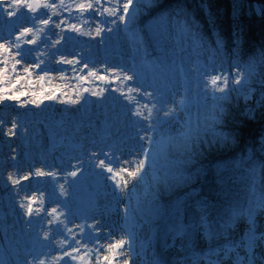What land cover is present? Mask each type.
<instances>
[{"label":"rangeland","instance_id":"rangeland-1","mask_svg":"<svg viewBox=\"0 0 264 264\" xmlns=\"http://www.w3.org/2000/svg\"><path fill=\"white\" fill-rule=\"evenodd\" d=\"M42 1L45 4L37 1L35 12L24 9V19L14 28L5 21L14 22L15 17L5 14L0 19V44L4 45L0 47V97H14L0 100V105L9 104L23 113L15 119L8 117L10 124L6 127L12 136L10 142L4 140L10 144V152L0 162V262L23 264L35 256L45 264L58 263L46 253L53 246H60L52 240L59 232L79 240L76 246L88 250L81 241L83 232L73 229L84 224L83 218L80 223L74 222L78 206L73 203L74 211L64 213L63 208H49L51 203L44 199L54 197L52 201L57 204L59 197L66 198V181L85 185L91 182L89 189L97 196V203H102L100 197L106 192L110 202L116 204V209L107 213L108 219L102 214L98 223L106 225L109 218L117 216L119 233L113 237V245L121 239L127 241L123 247H114V264H207L204 257L239 243L252 222L255 235L263 231L260 227L264 224V206L255 199L250 203V171L240 168L237 156L222 163L215 161L218 153L233 146L231 132L225 130L229 126H225L229 108L241 111L248 119L258 118L264 110L262 59L246 64L236 55L222 59L208 48L202 50V41H194L179 24L160 34L153 22L161 14L159 5L166 0H156L152 7L142 8L128 23L119 19L122 3L127 0ZM204 1L198 0L196 8L202 11L208 27L215 30L214 22L223 10L214 3L212 10ZM9 2L0 0V4ZM89 3L93 7L83 12L77 7ZM234 8L236 19L241 11L253 14L249 2L236 0ZM174 12L180 13L178 20L184 19L182 11ZM34 13L51 19L43 25L39 21L47 19H29L28 14ZM185 21L188 22L186 18ZM25 27L34 31L21 37L19 49L9 48V40L15 42ZM31 40L34 43L26 42ZM217 44L214 46L218 48ZM64 50L78 54L73 58L84 59L85 64L80 61L76 68L64 72L50 68L53 52ZM17 51L21 55H15ZM238 72L244 73L246 84L223 82ZM124 74L134 79L124 81ZM213 76L220 78L217 85L224 92L215 91ZM128 88L162 94L165 103L146 100L136 92L133 96ZM121 92L124 99L126 94L130 95L128 99H140L139 105L127 112L119 106L115 108L114 100ZM154 103L159 111L153 109L148 117L143 105L151 107ZM169 108L173 112L165 116ZM137 110L141 116L132 115ZM150 123L155 131L148 128ZM122 140H127L129 157L119 154ZM235 151L233 147L230 152ZM98 160H104L113 171L97 167ZM140 161H144L143 169L137 177L128 175L125 182L119 168L124 166L128 174L139 167ZM73 164L78 169L75 177L69 176ZM205 169L227 193L223 200L231 203V208L224 215L217 213V205L205 207L200 200L187 199L200 181L198 176L206 174ZM37 170L45 175H35ZM9 176L19 183L14 185ZM25 176L28 179H23ZM256 192L264 195V187L261 191L256 188ZM79 194L80 191L73 192L71 197ZM29 206L31 214L27 212ZM228 222L230 226L223 227ZM258 243L259 247L255 241L251 249L236 248L229 262L223 252H219L220 258L211 260L233 264L237 255L239 264H256L255 256L260 261L264 259V239ZM86 259L85 255L81 258Z\"/></svg>","mask_w":264,"mask_h":264},{"label":"trees","instance_id":"trees-1","mask_svg":"<svg viewBox=\"0 0 264 264\" xmlns=\"http://www.w3.org/2000/svg\"><path fill=\"white\" fill-rule=\"evenodd\" d=\"M168 1L166 0L162 5H159L160 9H157L160 11H158L160 13L182 11L184 19H181L187 25L186 34L190 38L193 37L194 41H202L199 44L202 50L208 48L209 52L221 55L222 59L223 57L228 59V57L236 55L239 61L245 64L251 62L250 60L258 62L260 58L264 63V21L257 19L252 13L250 15L244 14L243 11H241L240 18L236 19L234 17V2L236 0L204 1L205 3L208 2L212 10H214V6L223 10L214 22L216 24L215 30L208 27L202 11L196 8L198 0H173L162 7ZM238 1L240 3L241 1L242 3L249 2V0ZM257 1L264 4V0ZM212 3H214V6L211 5ZM152 18L155 17L152 16ZM185 18L188 22L185 21ZM192 24L194 27L190 26ZM215 43H218V48L214 46ZM3 111L4 109L0 108V156L7 147V143L4 140L7 136L3 134L4 131L1 129ZM228 113L229 117L225 126H229L225 130L231 132L233 146L218 153L217 156H220L215 161L222 163L237 156L236 158H240V168L250 171V178L252 180L255 179V188L261 191L264 187V110L258 118L255 117L253 119L244 118L242 112H237L233 107L229 108ZM233 147L236 150L234 153L230 152ZM253 168L255 169L254 176L252 173ZM205 172V175L203 173L198 176L200 181L193 186L194 189L188 193L187 199L200 200L205 207L217 205L215 209L217 213L224 215L225 210L231 208V203L223 200L226 198L227 193L223 192L221 185L215 184L217 180L212 173L206 169ZM223 218L227 219L226 216ZM160 226L162 230L163 221Z\"/></svg>","mask_w":264,"mask_h":264},{"label":"bare ground","instance_id":"bare-ground-1","mask_svg":"<svg viewBox=\"0 0 264 264\" xmlns=\"http://www.w3.org/2000/svg\"><path fill=\"white\" fill-rule=\"evenodd\" d=\"M36 19H49L47 15L44 14H34L32 15ZM30 14H28L29 19L32 18ZM35 19V20H36ZM154 20V19H153ZM132 95L134 96V93L132 92ZM129 94H126L125 99L123 98V95L118 93V97H116L115 101V108L117 106L121 107L124 112L129 111L131 107L135 108L137 105L140 103V99L138 98H129ZM178 108L177 106H175ZM117 137V136H116ZM127 140H122L120 143L123 145L119 149V154H121L122 157H129L131 154L127 152L128 147L126 146ZM119 143V144H120ZM125 148V149H123ZM118 159V158H117ZM120 165V164H119ZM124 166H121L119 168V175L120 177L127 182L128 181V174L127 171H125ZM66 173V172H64ZM97 173V172H96ZM67 174V173H66ZM71 176V175H69ZM72 177V176H71ZM74 182V181H71ZM71 182L66 181L64 183L66 187L65 195L64 197L66 198H61L59 197L60 202L55 204L52 201V198L54 197H48L44 198L45 200H48L52 204H49V208H63L62 210L64 213L66 211H74L71 208V204L75 203L79 208V210L75 211L78 212V215H75L74 222L80 223V218H83L84 224H81L80 226L77 225L73 229L74 231H79L83 232V239L81 238V241L85 244V246H88V250H83L78 248L76 246V239H70L68 235H65L64 233L59 232L58 235H54L52 240H55L56 242L60 243V246L55 247L53 246L52 249H50L47 253L48 256H51L53 258V261H58V263L55 264H114L112 260H115L116 256L114 254V247L109 248V245H113L114 240L113 237L118 233L119 230L117 229V224H118V219L117 216L109 218V221L105 224H98L99 223V217L100 215L104 214L103 217L105 219H108L107 213H111L112 208L116 209V204L110 202V199L108 198V193H102L101 197L103 199L101 200L102 203H97L96 197L92 193V190L89 189V184H82V183H74L71 184ZM123 183V182H122ZM124 188V187H123ZM80 194L75 197H71L73 192H79ZM88 201V202H87ZM51 208V209H52ZM53 210V209H52ZM117 212H112V214H116ZM66 215V214H65ZM82 223V222H81ZM119 226V225H118ZM262 230L264 228V224L261 225L260 227ZM264 236V230L259 231L256 234L258 247H259V241L261 240L260 237ZM117 237V236H116ZM264 247V246H263ZM73 249H76V251H73ZM261 250H262V244H261ZM71 252V256H64V252ZM85 255L87 257L86 261L81 260V258ZM219 253L215 252L212 255H207L206 257L203 258V260H200V258H197L199 261H203L204 263L209 262L212 264H216L215 261L211 260L212 257L214 259H218ZM231 252L225 255L227 258L226 261H230V256ZM62 257V258H61ZM234 258V255L231 256ZM237 258L238 256L236 255L235 261H233V264H237ZM256 259V264H264V259L260 261L258 258L255 256ZM239 262H241V259L239 257Z\"/></svg>","mask_w":264,"mask_h":264},{"label":"snow or ice","instance_id":"snow-or-ice-1","mask_svg":"<svg viewBox=\"0 0 264 264\" xmlns=\"http://www.w3.org/2000/svg\"><path fill=\"white\" fill-rule=\"evenodd\" d=\"M97 3H99V0H96ZM156 0H127V2L122 3V15L119 16V19L121 20V22L124 23H128L131 20H134L136 18V15L138 13V11H140L142 8L144 7H152L155 4ZM45 7H49V5H44ZM82 12L90 9L93 7V5L91 3L89 4H81L77 6ZM27 9V11L29 12H35V8L33 7V4L30 2V0H10L9 3L7 4H0V19H2L3 15H7L9 18L15 17L16 21H5V23L10 24L11 27H15L17 23H20L22 19H24L23 16V10ZM116 13V9L112 10V14L115 15ZM180 15V13L177 12H162L157 18L156 20L153 22L156 26L157 29L159 31L160 34H164L167 33L169 31L170 28H174L177 26V24L180 25V27L182 29L187 28V25L182 21V20H178V16ZM32 20H35L36 18L33 16L31 18ZM50 17L47 20H40L39 22L43 25H47L50 21ZM57 27H59V25H56ZM111 29H109L110 31ZM34 29L32 27H25L23 28V31H21L18 35H16V39L15 42L9 40L8 43V47L9 48H17L19 49L20 47V42H21V37L28 35L29 33L33 32ZM35 31H40V29H35ZM101 31V29H97V32ZM11 36V33H10ZM27 43H34V40L31 41H26ZM59 41H57L58 43ZM0 47H4L3 44H0ZM15 55L19 56L21 55V53L19 51H17L15 53ZM67 62V61H66ZM16 63H20V60H17ZM36 67H39V64L36 65ZM25 71H28V68H25ZM90 75H94V73H89ZM134 77L124 74L123 75V80L124 81H130L133 80ZM219 77L213 76L211 78V83L213 85H217V80H219ZM229 80H232L234 84L236 85H240L242 82L243 83H247V80L244 77V73L243 72H238V75L236 77H226L224 79V83L227 84ZM115 91V89H114ZM215 91L218 92H224L225 89L219 87V85L216 86ZM128 92H136L137 94L143 95L144 98L147 99H154L157 100L158 103L163 104L165 103V101L162 99V94L156 93L154 94L153 92H141L139 88H128ZM93 95H95V93H93ZM121 95H124L123 92H121ZM13 96H4V97H0V100H11L13 99ZM51 98V97H49ZM78 102V101H77ZM181 103H183V101H181ZM143 107L145 109H147V113H148V117L152 116L153 113V109H157V105L154 103L152 104L151 107H149L147 104L143 105ZM157 111H159V109H157ZM173 112V109L169 108L164 112L165 116H169L171 115ZM132 115L134 116H141L142 113L137 110L135 112L132 113ZM13 128L16 127V124L13 123L12 125ZM148 128L152 131H155V126L154 124L150 123L148 125ZM141 139H144V137H140ZM151 139V138H149ZM184 148L187 150L188 145H187V139H185L184 141ZM93 155H95V153H93ZM105 156H107V153H104ZM13 159H15V157H13ZM187 162H190L187 161ZM97 167L104 169L105 171L108 172H112V168L108 167V165L105 163L104 160H98L97 161ZM144 167V161H140L139 167L133 171V172H129L128 175L132 176V177H137L140 170L143 169ZM71 171L69 172V174L73 177H75L77 175V167L76 165H71ZM252 173L253 176L255 174V169H252ZM52 174V173H49ZM35 175L37 176H43L45 175L44 172H41L39 170L36 171ZM23 179H28L27 176L23 177ZM9 180H12V183L15 185L17 183H19L18 179H13L12 176H9ZM119 187V186H118ZM250 203L253 202V199H255V202L257 204H259L260 206H264V195L258 196L257 192H256V188H255V179H253V186L250 190ZM24 205L22 204L21 207H23ZM28 214L32 213V209L29 206L27 209ZM53 212H55V209H53ZM249 218H251V213H249ZM203 219V218H202ZM206 226V225H205ZM230 226V222L225 223L223 225V227H228ZM207 227V226H206ZM71 231V229H69V232ZM209 238H211V233H208ZM45 239H48L47 234L45 235ZM257 239L256 235H255V223L252 222L249 228V232L246 234L245 238H243L239 243L236 244H229L226 245L224 248L222 249H218L217 253L219 252H223L225 255H227L229 252L234 251L236 248L239 247H245L247 249H251L253 243L255 242V240ZM260 239H264V236H261ZM77 244L80 243L79 240L76 241ZM125 243H127V241H125L124 239H121L119 244H115V245H109V248H113V247H123L125 245ZM73 251H76V249H73ZM72 253L71 252H64V256H71ZM62 258V257H61ZM0 264H2V262H0ZM23 264H45V261L43 259H39L38 257H33L31 260H25L23 262ZM153 264H161L160 261H153ZM237 264H239V257L237 258Z\"/></svg>","mask_w":264,"mask_h":264},{"label":"built area","instance_id":"built-area-1","mask_svg":"<svg viewBox=\"0 0 264 264\" xmlns=\"http://www.w3.org/2000/svg\"><path fill=\"white\" fill-rule=\"evenodd\" d=\"M37 1L41 2L42 4H45V2H43L42 0H37ZM54 28H56V27H54ZM61 32H62V35L64 36V32L63 31H61ZM53 53H54V57L52 59V62L50 63V65H51L50 68H52L53 70H61L63 72L64 71H70L71 69L76 68V64L80 63V61L83 62L82 64H85L84 59L73 58V55H78V54H73L69 50H64L63 53H61L60 51H55ZM0 108L2 110L4 109V111H3L4 113L2 115V120H1V129H2V131H4L3 134H6L7 140L10 142L12 134L11 133L9 134V130L6 127L10 124V118H8V117H12L15 119V117H17L18 115L23 114V113L18 112L17 109H15L13 106H10L9 104L4 105V106L0 105ZM18 110L21 111V109H18ZM9 147H10V144L7 143V147H6L7 151L5 152L4 156L8 155V153L10 152Z\"/></svg>","mask_w":264,"mask_h":264},{"label":"water","instance_id":"water-1","mask_svg":"<svg viewBox=\"0 0 264 264\" xmlns=\"http://www.w3.org/2000/svg\"><path fill=\"white\" fill-rule=\"evenodd\" d=\"M33 4V7L36 9L37 3L31 2ZM249 3L252 7V12L255 15V17L261 21H264V4L257 1V0H249ZM165 5V4H164Z\"/></svg>","mask_w":264,"mask_h":264}]
</instances>
